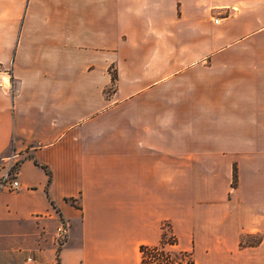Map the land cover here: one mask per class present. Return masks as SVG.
Returning a JSON list of instances; mask_svg holds the SVG:
<instances>
[{
    "label": "crops",
    "instance_id": "crops-1",
    "mask_svg": "<svg viewBox=\"0 0 264 264\" xmlns=\"http://www.w3.org/2000/svg\"><path fill=\"white\" fill-rule=\"evenodd\" d=\"M0 69V264H264V0H0Z\"/></svg>",
    "mask_w": 264,
    "mask_h": 264
},
{
    "label": "trees",
    "instance_id": "trees-1",
    "mask_svg": "<svg viewBox=\"0 0 264 264\" xmlns=\"http://www.w3.org/2000/svg\"><path fill=\"white\" fill-rule=\"evenodd\" d=\"M112 81H114V76H112ZM34 163L40 166L46 174L48 175V181L51 179L50 170L47 168L46 165L38 163L36 160ZM235 177V175H233ZM68 201V199H67ZM73 203L72 200H69ZM176 243V239L172 237V239H165L164 233H162L160 243L155 246L149 245H140L139 250L141 254L140 264H183L180 261L177 262L173 260L171 254V250L168 249V246L174 245ZM178 254L186 255L187 252H178ZM187 264H192V260L190 259Z\"/></svg>",
    "mask_w": 264,
    "mask_h": 264
},
{
    "label": "built area",
    "instance_id": "built-area-1",
    "mask_svg": "<svg viewBox=\"0 0 264 264\" xmlns=\"http://www.w3.org/2000/svg\"><path fill=\"white\" fill-rule=\"evenodd\" d=\"M4 183H5L4 185H6L8 189H14L17 186V181L15 180L12 181L10 180ZM66 233H67L66 226L65 224L61 223L56 229V236H55L58 245L63 244V242L66 239ZM25 264H40V263L36 262L31 256H27L25 259Z\"/></svg>",
    "mask_w": 264,
    "mask_h": 264
},
{
    "label": "rangeland",
    "instance_id": "rangeland-1",
    "mask_svg": "<svg viewBox=\"0 0 264 264\" xmlns=\"http://www.w3.org/2000/svg\"><path fill=\"white\" fill-rule=\"evenodd\" d=\"M114 86L112 85L110 88H108V92L109 91H111V89L113 88ZM163 232L162 233H164V236H165V239H172V235H171V233H170V228H169V226H168V224H166V223H164V225H163ZM255 239L256 238H251V240L250 241H255ZM160 243V242H159ZM158 243V244H159ZM157 244V245H158ZM150 246V245H149ZM155 246V245H154ZM172 246V245H171ZM171 246H168V249L169 250H171L170 252H171V256H172V258H173V260H175V261H177V262H181V263H183V264H187L188 262H189V260L191 259V256H190V254L189 253H187V256L186 255H180V254H178V252H180V251H173L172 249H170V247ZM140 260H141V254H140Z\"/></svg>",
    "mask_w": 264,
    "mask_h": 264
}]
</instances>
